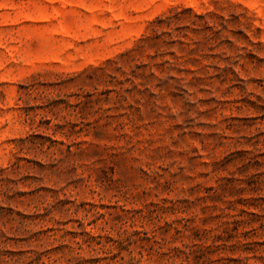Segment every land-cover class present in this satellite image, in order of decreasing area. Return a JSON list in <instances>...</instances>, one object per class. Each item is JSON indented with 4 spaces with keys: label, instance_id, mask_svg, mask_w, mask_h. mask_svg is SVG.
I'll return each mask as SVG.
<instances>
[{
    "label": "rangeland",
    "instance_id": "rangeland-1",
    "mask_svg": "<svg viewBox=\"0 0 264 264\" xmlns=\"http://www.w3.org/2000/svg\"><path fill=\"white\" fill-rule=\"evenodd\" d=\"M0 264H264V0H0Z\"/></svg>",
    "mask_w": 264,
    "mask_h": 264
}]
</instances>
